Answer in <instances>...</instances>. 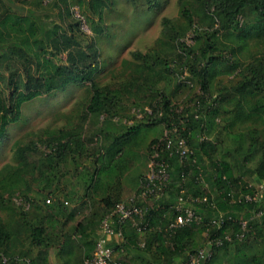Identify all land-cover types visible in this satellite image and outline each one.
Returning a JSON list of instances; mask_svg holds the SVG:
<instances>
[{"label":"trees","instance_id":"16d2710c","mask_svg":"<svg viewBox=\"0 0 264 264\" xmlns=\"http://www.w3.org/2000/svg\"><path fill=\"white\" fill-rule=\"evenodd\" d=\"M20 1L31 8L25 13L13 9ZM192 1L191 12L177 0L192 43L179 40L182 35L173 22L161 18L153 47L145 54L133 52L137 62L123 61L124 79L108 89L94 81L98 53L92 40H83L85 34L69 13L67 0H0V140L7 125L18 120L23 103L69 84L86 86L89 94L77 127L59 129L51 141L16 143V164L1 167L0 212L6 219L0 216V264H48L49 250L55 251L58 264L89 259L100 220L125 200L122 182L130 178L138 185L146 171L144 157L147 163L158 139L143 140L142 135L153 126L162 128L169 109L178 106L172 101L174 93L189 90V80L200 94H192L185 104L199 105L184 110L186 121L178 129L191 154L182 164L176 157H165L169 180L157 202L159 209L149 214L150 230L138 234L124 225L122 239L113 244V258L124 264H179L208 234L221 244L210 248L205 264H264V215L248 222L242 238L235 237L239 222L252 210L264 208V0ZM49 9L57 21L48 19L44 11ZM220 39L230 47L219 49ZM231 56L236 60H229ZM146 58L153 59L149 65ZM182 72L188 83L180 79ZM229 75L227 84L216 81L213 87V80ZM170 82L174 86L167 94ZM143 107L151 108L152 115H126L129 108ZM221 116L220 130L209 138ZM128 119L129 125L116 124ZM235 125L245 128L230 134ZM87 126L90 130L85 132ZM221 133L226 147L218 137ZM137 158L143 174L133 166ZM14 174L27 178L22 179L20 196L9 193L16 186ZM257 186L262 200L246 202L244 196L252 195ZM30 188L41 195L39 201L31 197ZM180 193L207 198L206 205L195 208L201 222L167 232ZM47 197L49 204L44 203ZM15 199L21 203L16 205ZM217 217L219 228L208 222Z\"/></svg>","mask_w":264,"mask_h":264},{"label":"rangeland","instance_id":"374dc122","mask_svg":"<svg viewBox=\"0 0 264 264\" xmlns=\"http://www.w3.org/2000/svg\"><path fill=\"white\" fill-rule=\"evenodd\" d=\"M153 2H156V4L153 5ZM182 2L191 12L193 11L195 3L192 0H182ZM67 5L76 6L82 17L81 29L84 32H81L85 34L83 40L86 42L92 40L94 42L98 53V70L94 81L101 88L113 89L117 87L116 85L119 81L124 79L121 70L125 67L122 62L135 61L132 58L133 52L140 54L149 52L154 45V40L160 36V20L163 17L172 21L174 27L179 30L180 35H182L179 40L183 39L188 44L192 43L189 40L186 26L179 16L177 0H134L133 5L126 0H67ZM40 12L41 14L43 13L42 11ZM44 12L50 15L48 19L57 21L56 17H54L55 11L49 9ZM51 15H53V18H51ZM245 19L247 20V17ZM194 21L197 22V17L195 16ZM218 43L219 49L223 46L230 47L225 39L218 40ZM231 57L229 60H236ZM152 60L151 58H146L145 63L149 65ZM230 76L217 77L213 80V87L217 82L223 85L227 84ZM186 78L187 74L182 72V81L188 83ZM179 81L181 82V80ZM166 83L165 81L158 85L161 87ZM169 85L166 90L167 94L173 90L174 82H170ZM189 85L192 86L189 90L182 88L174 93L175 96L172 100L174 104H185L192 94L200 92L191 80H189ZM85 87L69 84L61 90L52 91L47 95L23 103L18 120L7 125L4 138L0 140V169L4 165L12 166L16 164L12 154L16 143H25L28 140L37 141V139L51 141L59 129L64 131L77 127L80 123L79 117L82 115L89 97ZM129 111L130 108L127 110L126 115L131 114ZM221 117L215 119L212 128L213 132L208 136L209 138H212L220 130L224 116ZM123 121H119L116 124H122L124 123ZM244 128L242 125H235L229 130V133L233 134L237 130H244ZM89 130L90 128L87 126L85 132ZM146 131L147 134L142 135L143 140L160 139L162 135V128L159 126H153L149 130L146 129ZM218 137L224 139L223 133L218 135ZM223 144L224 147L228 145L226 138ZM141 162V158H137L133 166L137 170L141 169L143 174L144 169L140 167ZM83 163L84 161L82 165ZM143 163L146 164V157H144ZM84 164L88 165L89 162ZM13 177L16 186L12 187L9 193L13 195L18 193L20 196V192L24 190L22 179L27 178L22 174ZM3 183L7 185V183ZM29 194L34 199L40 200L41 195L38 194L35 188H30ZM85 212L86 209L82 210L75 222ZM0 216L4 220L6 219L4 212H0ZM115 258H118V256L115 255ZM47 261L48 264H58L55 251H48Z\"/></svg>","mask_w":264,"mask_h":264},{"label":"built area","instance_id":"2783aa9c","mask_svg":"<svg viewBox=\"0 0 264 264\" xmlns=\"http://www.w3.org/2000/svg\"><path fill=\"white\" fill-rule=\"evenodd\" d=\"M69 13L78 22L80 31L84 32L81 29L82 17L76 6H70ZM198 105V101H195L194 103L181 104L173 109H169L168 120H165L161 124L162 135L150 147L146 171L139 180L135 192H132L124 201L116 203L110 212L100 220L98 238L94 245L93 254L83 264H124L114 260L112 252L113 244L122 239V227L128 224L138 234L150 230L149 214L159 209L157 202L164 196L169 180L168 162L166 159L176 157L179 163L182 164L191 154L185 138L179 135V130L181 129H178L179 125L186 121L184 110L190 106L197 108ZM130 112L135 119H141L144 114L147 116L152 115V109L149 107H143L142 110L131 109ZM156 113L158 116L161 115L160 111ZM196 117L197 115H194V118ZM123 122L129 125L131 120L128 119ZM203 189H206L205 184L203 185ZM244 198L246 202L251 204L260 202L263 198L261 186H257L252 195H245ZM146 202L148 204H140ZM15 203L19 205L21 203L20 199H15ZM44 203L49 204L50 197H47ZM206 203L207 198L205 196L193 198L185 197L180 193L172 207L174 217L164 230L172 232L185 225L201 222L195 208L200 205H206ZM263 215L264 208L252 210L251 216L248 219L239 222V233L235 237L238 239L242 238L248 231V222L256 220ZM208 222L211 226L219 228L221 219L217 217ZM224 239L228 241L229 237L226 236ZM220 244V240L212 241L210 236L205 234L203 245L195 249L185 261L179 264H205L210 259V248L217 247ZM3 261L4 259H2Z\"/></svg>","mask_w":264,"mask_h":264},{"label":"crops","instance_id":"0c3cea01","mask_svg":"<svg viewBox=\"0 0 264 264\" xmlns=\"http://www.w3.org/2000/svg\"><path fill=\"white\" fill-rule=\"evenodd\" d=\"M30 5L28 3H23L20 1V3H15L13 6V9L26 11L27 9H30ZM25 13V12H24ZM122 190H121V198L124 200L126 199L134 190L136 189L137 185L136 182L129 179H126L122 182Z\"/></svg>","mask_w":264,"mask_h":264}]
</instances>
